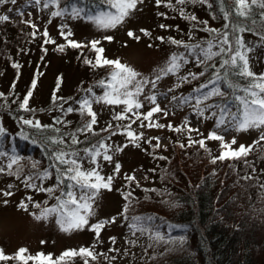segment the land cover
I'll return each mask as SVG.
<instances>
[{
	"label": "trees",
	"instance_id": "16d2710c",
	"mask_svg": "<svg viewBox=\"0 0 264 264\" xmlns=\"http://www.w3.org/2000/svg\"><path fill=\"white\" fill-rule=\"evenodd\" d=\"M117 2L126 3L125 0H117ZM54 4L60 12L82 6L96 12L116 14V9L103 3L102 0H59ZM262 4L264 0H256V3L249 0L245 1V5L237 4L235 7L233 0H223V5L219 0H207V2L185 0L183 4L179 0H163L161 4L163 11H160L157 18L159 22L164 23L168 37L160 38L171 46L184 49H186L185 44H199L206 47L207 42L213 41L215 36L231 30L225 29V25L239 23L244 31L238 30L236 37L241 40L244 46L241 52L245 54L246 51L247 59V55L253 49L251 44H248L247 38L253 36L261 39V35L264 34ZM222 7L232 9L227 19L225 12L221 10ZM235 8H240L244 15H239ZM208 18L218 27L209 26L206 23ZM174 20L179 21V24L173 26ZM180 21L183 23L182 26H179ZM37 32L39 33L36 26L24 18L0 22V59L11 68L12 72L11 82L7 86L4 83L9 80H5V71H1L0 117L7 116L18 126L16 132L9 131L3 128L0 120V128L3 129V136L0 137V152L6 153L0 159L5 160L9 175H13L15 179L34 185L39 180L49 178L52 183L50 193L60 192L63 199H67L65 193L69 190L75 192L79 186L68 189L66 185L69 181L65 179L61 182L56 173L66 165H61L50 153L59 147L71 146V136L68 134L92 119L86 112L84 115L80 114L77 102L86 96L93 102L97 91L102 89L98 86L99 82L104 80L108 83L111 73L116 72L117 68H113L115 65L112 64H103V60L107 58L102 52L97 51L100 45L93 48L90 45L69 47L65 44V51L73 54L76 63L84 69L85 76L76 86V92L71 95L60 94L61 77H58L47 102L32 107L31 102L41 72L36 70L29 82L20 86L22 65L19 56L21 49H29L30 45L29 47L25 45L36 42V37L39 35ZM229 39L231 41L233 37L230 35ZM11 47L16 50L17 60L10 53ZM213 51H218V48H214ZM223 58L213 57L207 63L209 65L214 63L216 67L207 70L196 62V58L194 66L197 71L193 74L204 72V75H198L195 79L189 78L181 86L189 87L191 96H202L203 91L209 89H204L200 93H196L195 89L202 88L208 83L210 75L214 76L216 70L223 71L220 69ZM240 63L242 61L238 60V64ZM249 71L252 72L250 65ZM252 73V77H244L238 75L237 70H233L229 78L238 82L241 88L249 87L251 83H264V74ZM34 80L36 86L32 88ZM87 82L91 84L86 85ZM216 87H219L224 95H213L203 101V104L214 106L209 110L210 121L216 124L219 116H213L212 113L218 111L220 107H227L242 120L243 105L235 99V96H244L245 93L233 92L223 83H218ZM88 89H92V93H89ZM252 90L261 95L259 89ZM29 91L32 92L31 97L28 98V108L31 111H25L19 105ZM76 95L80 96L73 99ZM54 96L62 99L54 102ZM59 105H63V109L72 107L74 111L69 113ZM46 112H52V117L49 121L40 124L51 125L58 129V132L44 128L38 132L35 127L22 123L25 119L33 120L37 114ZM92 112L95 113L93 109ZM95 118L96 124L92 126V130L78 134L79 143L71 146L79 150L80 156H84L83 149L86 146L101 139L107 143L112 136L120 132L124 133L123 126L129 124V122L113 123L112 119L103 122V118H99L96 113ZM57 120L60 123H57ZM33 122L35 123L34 120ZM227 124H230L229 118H226L225 124L221 127ZM177 129H169L170 140L163 147H154L157 144L156 136H149L144 138L145 140L136 142V144L142 142L138 145L147 152L143 166L144 178L135 181L131 172H127L125 186L120 189L123 197L124 220L122 221L127 229L129 225L131 231L140 235L141 264H264V139L244 147L245 153L233 156L231 153H239V150L231 149L223 139L215 140L210 138V135L209 137L203 135L191 136L187 141L186 137L179 135ZM113 132L115 135L112 134ZM214 133L217 135V132ZM23 135H27L29 139L24 140ZM49 135L62 137L64 145L42 143L41 138ZM201 140L204 141L203 147L199 144ZM221 155L225 157L223 160L219 159ZM14 157L19 159L9 169L8 164ZM86 160L87 157L80 162L84 170L88 169ZM29 176L33 177L31 181ZM38 176L40 178H36ZM94 182H96L94 177L89 180V183ZM65 252L75 255L65 256L61 253L60 256L55 257L47 253L23 254L24 259H12L9 255H5L8 258L0 260V264H93L87 254L88 248L81 246L68 248Z\"/></svg>",
	"mask_w": 264,
	"mask_h": 264
},
{
	"label": "rangeland",
	"instance_id": "374dc122",
	"mask_svg": "<svg viewBox=\"0 0 264 264\" xmlns=\"http://www.w3.org/2000/svg\"><path fill=\"white\" fill-rule=\"evenodd\" d=\"M125 1L127 3V0ZM162 2L163 0H160L157 4L156 0H138L135 8L129 10L114 27L109 28L99 27L96 23V18L101 13L109 12H96L82 6H75L70 11H59L61 15L53 16L52 13L58 11L54 3L44 7L43 3L34 6L30 0H17L15 5L10 2L0 5V15H7L11 21L24 18L31 21L39 31L36 42L25 45V47L30 45L29 49H21L19 56L22 65L20 86L26 85L36 70L41 72L31 106L38 107L47 102L58 77H61L60 94H74L77 90L76 86L80 84L85 74L84 69L76 63L73 54L65 51V44L70 47L71 41L82 46H92L93 41H98L96 45H100L103 49V56L120 63V70L124 71L123 79L127 86L135 91L138 82L145 81L142 91L136 95L141 108H133L131 112L126 111V105L123 103L108 104L105 100L97 99L104 93L103 88L98 90L93 97L91 108L99 118H103V122L107 119L120 124L129 122L131 130L140 137L138 141L156 136L159 138V147L169 143L170 128L173 130L178 128L179 135L186 139L191 136L208 135L209 137L210 134L217 132V135H220L234 150H239L242 146L249 147L258 140L264 139V125L237 129L233 124H227L216 128V124L210 121L209 110H206L202 117L197 116L194 101L181 104L171 100L173 96L192 97L190 88L182 87L181 84L191 78L190 73L197 71L194 66L196 57L189 55L188 49L171 46L160 38L168 37L164 23L159 22L157 18L160 11H163ZM74 9L79 10L78 18L77 14H74ZM206 23L218 27L209 18ZM175 24H179V21H172V25ZM182 25L180 21L179 26ZM45 32L48 35L43 37ZM129 32L133 35L129 36ZM109 37L111 39H108ZM247 39L248 44L253 47L247 55L250 68L256 74H264V41L253 36ZM45 41L49 42L45 43ZM9 49L13 58L17 60L15 48ZM173 56H183L188 63H182L177 73L164 74L161 70ZM125 66L133 69L137 76L125 71L123 68ZM1 71H5L4 78L9 80L4 85L10 84L11 68L0 59V77ZM186 76L189 78L182 79ZM152 81L156 82L155 88L152 87ZM89 84L91 82L86 83ZM152 95L157 97V103L162 111L153 112L152 117L145 120L144 116L147 112L156 106L147 99ZM79 96L76 95L73 99ZM260 97L264 98V93H261ZM51 113L37 114L33 120L40 123L47 122L52 117ZM117 114H123L124 119H114ZM0 120L6 130L13 132L18 130L17 124L11 118L1 116ZM126 127L127 125L123 126L124 133L120 132L112 136L106 143L110 145L108 154L112 156L111 161H105L99 156L94 165L88 158L86 160L88 169L95 167L105 179L99 183L97 189L93 190L96 194L91 201L89 211L84 212L81 209L80 214L87 217V223L80 227L67 228V225L62 227L58 223L62 219L60 210L50 213L47 217L42 215L45 209L57 207L59 202L67 200L63 199L60 192L51 194L47 191L52 184L49 178L29 186L9 175L7 163L0 159V168L3 169L0 171V252L9 255L12 259L20 258L18 255L20 249H25L23 254L26 255L47 253L57 257L61 253L64 254L68 248L81 246L88 248V252L92 253L88 256L93 264H141L140 235L131 231L129 225L127 229L122 221L124 220L123 197L120 189L125 186L127 172H131L135 181L144 178L143 166L147 152L138 145L142 142L138 144L131 142L126 135ZM117 149L121 150L117 151ZM117 163L120 165L119 171L115 170ZM108 177L112 178L111 183L104 187L103 184L107 183ZM75 194L79 200L82 190L78 188ZM74 207L69 205V209ZM37 215H41V219H36ZM97 224L102 226L94 229L93 226Z\"/></svg>",
	"mask_w": 264,
	"mask_h": 264
},
{
	"label": "snow or ice",
	"instance_id": "6c2138e0",
	"mask_svg": "<svg viewBox=\"0 0 264 264\" xmlns=\"http://www.w3.org/2000/svg\"><path fill=\"white\" fill-rule=\"evenodd\" d=\"M10 2L11 4L15 5L17 4V0H0V5ZM59 0H30V3L35 5H40L43 3L44 7H48L50 3H58ZM103 3L109 4L112 8L116 9V14L112 15L111 13H101L96 18V23L99 27L102 28H109L114 27L117 23H119L129 12V10L135 8L138 0H127V3H118L117 0H102ZM157 4L160 3V0H156ZM180 3H185V0H179ZM203 2H207V0H203ZM219 3L223 5V0H219ZM252 3H256V0H252ZM245 5V0H233V7L235 5ZM264 7V4L261 5ZM222 11L225 12V18L227 19L229 15H231L232 9L226 7L221 8ZM11 11V9H9ZM74 14H77L78 18V12L79 10L74 9ZM235 11L239 15H244L243 12L240 11V8H235ZM53 16L61 15L59 11L53 12ZM193 20L195 17H191ZM9 20V17L7 15H0V22H6ZM231 29L230 31L226 30L222 33H220L218 36H215L213 38V41H208L207 46L203 47L199 44L196 45H187L185 44L184 47L189 50V55L195 56L197 58L196 62L198 64H201L204 66L205 70L208 68L215 69V64L209 65L207 62L212 60L213 57L222 56L224 57L221 60L220 63V69H223V71L216 70L215 75H210L208 83L204 84L202 88L195 89L196 93H200L204 89H209L208 91H203V95H196L192 97H171V100L175 102H179L181 104H188L194 101V107L196 108V114L197 116H203L204 112L206 110H210L213 108V105L203 104V101L207 100L209 97L213 95L217 96H223L224 93L221 91L219 87H216L218 83L225 84L229 89H231L233 92L242 91L245 93L244 96H235V99L240 102L241 105H243V119L241 120L236 114L232 113L230 109L227 107H220L218 111L213 112V116H219L217 122H216V128H220L222 125L225 124L226 118H229L230 124H233L237 129H246L249 127H257L260 125H264V98H261L259 93L256 91H253L252 89L256 88L259 89L260 93H264V83H251L249 87L241 88L240 84L236 81L231 80L230 74L233 70H237V74L244 76V77H252L253 73L249 71V65L248 60L246 57V51L245 54H242L241 49L243 46L241 40L236 37V32L244 31V28L239 23H234L233 25H225V29ZM250 30V29H249ZM214 31V30H213ZM45 36L48 35L47 32L44 33ZM63 35V31H62ZM68 35H71V33H68ZM133 33L129 32V36H132ZM232 36L233 39L230 41L229 36ZM108 39H111L109 37ZM261 39L264 40V34L261 35ZM49 41H45V43H48ZM71 46L73 47H79L80 45L69 42ZM98 41H93L92 46L93 48H96V44ZM174 43H180L174 41ZM214 48H218V51H213ZM99 52H103V49H97ZM238 60L242 61V63L238 64ZM86 63H91V61H86ZM115 63V67L119 70L116 72H112L110 76V80L108 83H105L104 80H101L99 82V87L104 89L103 96L97 97V99L105 100L108 104H120L123 103L126 105V111L131 112L133 108L140 109L141 103L136 100V95L139 94L143 87L145 81L140 80L138 82V85L133 91V89L129 86H127L126 81H124V71H121L120 63L118 61L113 62L108 59L103 60V64L109 65ZM183 64H187L188 60L185 59L183 56H173L168 61L167 65L161 70L164 74L169 73H177L181 66ZM125 71L130 73L131 75H136L135 71L131 69L130 67H123ZM198 75H204V72H201L199 74H193L190 73L189 76H191L192 79L197 78ZM189 77H183L182 79H188ZM159 79V76L157 77ZM149 83V81H147ZM152 87H156V82L152 81ZM36 82L35 80L32 83V88H35ZM211 86V87H210ZM89 93H92V89H88ZM32 92L29 91L26 94L25 99L22 101V103L19 105L20 108H23L25 111H31V109L28 108L29 104V97H31ZM93 95H95L93 93ZM54 102L58 99H62L59 97L54 96ZM147 99L154 105L151 110L147 112V114L144 116L145 120H148L150 117H152L153 112H161L162 109L159 107V104L157 103V97L155 95L147 97ZM91 100L89 97H84L81 101H78L79 109L81 115H84L85 112L87 115L91 116L92 119L90 121H87L83 123L82 125L78 126L77 129L73 132H70L68 135L71 136V146H75L79 143L78 141V134H84L86 132H90L92 130V126L96 124V118L95 113L92 112L91 109ZM63 109V105H59ZM64 111H67L69 113L73 112L74 109L72 107H69L67 109H63ZM165 114H167L165 112ZM137 119H139V114L137 113ZM114 119H124L123 114H117ZM135 122V121H133ZM24 125H28L31 127H35L38 132L41 128L44 129H51L53 132H58V129L53 128L51 125H41L39 121H36L35 123L31 119H25L22 121ZM57 123H60L59 120H57ZM151 126V125H150ZM158 127H163V125H157ZM171 127V125H169ZM179 129H177L178 131ZM126 135L131 139V142L133 144H136V142L139 140V136H137L132 130L131 125H127L125 129ZM115 135V132L112 133ZM142 135V134H140ZM3 136V129L0 128V137ZM22 138L24 140H28L29 137L27 135H23ZM210 138L220 140L222 137L220 135H216L215 133L210 134ZM157 139V144L154 147H159V138ZM35 142V140L33 141ZM41 142L44 144H51V145H64V140L62 137L57 136H43L41 138ZM234 142V141H233ZM151 143V141H149ZM199 144L201 147L204 146V141H199ZM71 146L66 147H59L58 149H54L50 155L53 156V158L61 165H66L61 170L57 171V176L60 177L61 182H63L65 179L69 181V183L66 185L68 189H74L77 185L82 190V194L79 197V200L76 197V194L74 191L69 190L65 193L67 196V200L61 201L58 203L57 207L51 208V209H45V211L42 213L44 217H47L50 213H56L58 210L61 211L62 219L58 221V223L61 224L62 227L67 225V228L71 227H80L81 225L87 223V217L81 215V209H83L84 212H88L91 207V201L93 197L95 196L94 189L98 188V185L100 182L104 181V177L100 175L99 171L95 167L91 169L84 170L81 168L80 162L87 157L92 164H96V157L102 156L103 160L105 161H111L112 156L108 154V148L110 145H107L104 139L98 140L95 143H91L89 146H86L83 149L84 156H80L79 150H76L74 148H71ZM138 146V145H137ZM183 147V146H182ZM121 149H117L119 151ZM245 148L242 146L239 149V153L233 152L231 153L233 156L239 155L242 153H245ZM6 153L0 152V157H4ZM225 157L224 155H221L219 157L220 160H223ZM17 159L19 157H14L11 159V162L8 164V168L10 169L12 167V164L16 163ZM35 167V165H33ZM120 165L117 163L115 166V170L119 171ZM0 171H3L2 168H0ZM45 176L47 173L44 174ZM95 178L94 183H89V180L91 178ZM36 178H40L39 176ZM33 177L29 176V181H31ZM111 177H108L107 183H104L103 186L107 187L108 184L111 183ZM74 182V183H73ZM27 183V182H26ZM29 186H33L29 184ZM41 190V189H38ZM47 191H52V189H47ZM5 195H10V193H5ZM69 205L75 206L74 208L69 209ZM64 209H68L66 212L63 211ZM36 219H41V215H37ZM102 225L97 224L94 227V229H99ZM67 230V229H66ZM25 249L18 250V255L21 259H24L23 253L25 252ZM88 255H91V252L87 253ZM65 256L67 255H75V253L65 252ZM42 257V254H41ZM2 252H0V260L7 259ZM29 259L31 257H28Z\"/></svg>",
	"mask_w": 264,
	"mask_h": 264
}]
</instances>
